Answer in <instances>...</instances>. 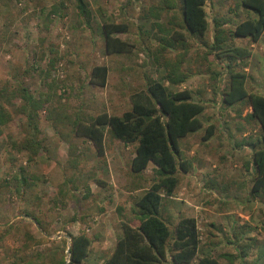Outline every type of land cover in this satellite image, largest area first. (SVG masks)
Instances as JSON below:
<instances>
[{
    "label": "rangeland",
    "instance_id": "obj_1",
    "mask_svg": "<svg viewBox=\"0 0 264 264\" xmlns=\"http://www.w3.org/2000/svg\"><path fill=\"white\" fill-rule=\"evenodd\" d=\"M85 2L93 15L90 27L79 19L76 0H0V92H5L2 103L10 115L0 127V264H58L63 258L69 264L70 235L82 233L93 241L87 264H101L117 240V227L128 222L121 209V223L113 213L107 168L116 180H123L116 187L122 196L132 189L146 190L156 179L153 166L141 176L131 172L136 144L122 147L121 156L108 146L100 157L89 141L76 137L75 127L104 113L122 116L132 107L131 96L146 90L149 80L171 86L165 80L166 68L156 61L160 38L171 37L167 35L171 17L159 11L156 18L161 0ZM240 2H208L210 43L215 19L227 20L226 28L234 30L235 21L229 19ZM237 16L244 19L246 13L240 10ZM107 22L129 26V32L119 37L135 46L132 54H106L101 26ZM158 25L167 27L164 34ZM238 40V47L250 45L249 40ZM190 43L181 68L188 79L175 89H190L206 110L204 128L179 142L191 169L178 173L174 197L184 200L187 184L190 189L195 186L188 208H199L201 256H213L223 264H264V196L252 193L255 149L246 143H256L261 128L248 119L251 111L245 104L233 108L222 104V91L229 84L225 63H209L208 49L199 39L190 38ZM182 53L169 49L165 59L176 60ZM258 62L264 72V58ZM95 66L108 68L105 87L90 84ZM246 66L235 69L244 71ZM22 88L45 103L36 119L38 131L29 124ZM213 124L218 132L203 142L205 130ZM30 141L40 145L36 155L23 149ZM134 200L129 199L132 210ZM168 200L162 216L172 230L187 213L183 202L176 200L173 208ZM174 209L175 216H170ZM228 213L235 214L228 218L230 222L215 219ZM244 250L243 260L229 262L227 256H239Z\"/></svg>",
    "mask_w": 264,
    "mask_h": 264
},
{
    "label": "trees",
    "instance_id": "obj_2",
    "mask_svg": "<svg viewBox=\"0 0 264 264\" xmlns=\"http://www.w3.org/2000/svg\"><path fill=\"white\" fill-rule=\"evenodd\" d=\"M210 0H161L163 7L160 12H167L169 21L168 36L160 38L156 61L163 65L167 74L162 81L149 80L147 89L131 96L132 107L122 116L106 113L95 117L90 123L79 122L75 127L77 138L89 141L98 156H104L105 129L108 127L112 135L125 145L136 144L135 157L131 163V172L141 176L150 166L154 167L156 179L151 182L148 190L136 203L137 218L133 223L122 222V238L118 239L112 254L101 264H165L168 257L172 264H223L217 258L200 255L201 236L195 218H181L171 230L170 223L163 218L162 208L166 199L174 197L180 184L178 173H189L191 164L185 159L180 148V140L204 128L202 116L206 107L202 101L194 98L191 90H176L187 81L188 76L182 71L186 53L191 48L190 38H197L201 45L208 49L206 59L209 63L224 62V68L229 73V84L222 91V104L226 107H236L245 104L251 109L249 120L257 122L262 136L256 143H247L254 150L253 164L256 177L252 193L264 196V96L250 94L247 91V75L236 67L244 68L246 60L250 59L251 44L258 43L264 35V0H241L240 6L256 18H248L237 25L234 30L226 28L227 20H214L215 33L213 42L207 40L210 21L206 6ZM79 19L90 27L93 20L85 0H76ZM54 13H57L54 8ZM164 34L167 27L159 26ZM101 31L105 39V51L109 56L130 55L135 46L122 40L119 36L129 32L127 24L112 22L104 23ZM186 33V34H185ZM237 39L250 41V45L238 47ZM169 49L181 50L176 60H167L165 55ZM162 60V62H160ZM55 60H51L53 66ZM219 74H214V79ZM50 72L46 79H49ZM108 78L106 66H95L90 75V84L105 87ZM21 98L28 111V121L31 128L38 131L36 119L45 103L32 96L27 89L22 88ZM5 92H0V127L4 126L10 115L2 103ZM218 132L215 124L205 130L203 142L210 141ZM24 150L32 151L34 155L40 150L36 141H30L23 146ZM23 182L27 185V180ZM28 186V185H27ZM69 264H87L91 254L92 239L82 233L70 235ZM247 253L244 250L239 256L229 255V262L243 260ZM237 257V258H236ZM58 264H67L61 259Z\"/></svg>",
    "mask_w": 264,
    "mask_h": 264
},
{
    "label": "crops",
    "instance_id": "obj_3",
    "mask_svg": "<svg viewBox=\"0 0 264 264\" xmlns=\"http://www.w3.org/2000/svg\"><path fill=\"white\" fill-rule=\"evenodd\" d=\"M240 10H242V11H244L245 13H246V16H245V18L244 19H241V18H239V19H237V13H239V11ZM235 11H237V12H234V13H232V16H230V19H229V21H232V20H234L235 21V27L237 26V25H239V24H241L242 22H244L245 20H247L248 18H256V16L252 13V14H249L248 13V11H246L243 7H241L240 6V4L239 5H236L235 6ZM240 17V16H239ZM232 18H235V19H232ZM235 29V28H234ZM238 40V39H237ZM240 40H242V39H239L238 41H240ZM242 46V45H241ZM250 48H251V51H252V55H251V57H250V59H248V60H246V68L244 69V72H245V74L247 75V77H248V79H247V83H246V88H247V91L250 93V94H258V95H261V96H264V72H263V68H261L260 67V65H259V62H258V59H259V57H262V58H264V35L261 37V39H260V41L258 42V43H255V44H251L250 45ZM184 84V83H183ZM182 84V85H183ZM252 88V89H251ZM190 90V89H189ZM250 111H251V109H250ZM204 123V122H203ZM108 146H110V147H113L114 148V150H116V152H117V156L118 155H120L121 156V149H122V147H130L131 145H125V144H123L122 142H120L118 139H116L113 135H112V133L109 131V130H106V132H105V141H104V150H105V152L107 153V149H108ZM137 146V145H136ZM96 151V150H95ZM135 157V154H134V156L131 158V163H132V160H133V158ZM131 163L129 164V166H130V169H131ZM121 164V163H120ZM123 165L124 164H121V167L123 168ZM120 167V166H119ZM119 167H116V169L119 171V169L121 168H119ZM121 168V169H122ZM109 171H110V169L109 168H107V172H108V176H109V179H107V183H106V185H107V187L108 188H110L111 189V193L113 194L112 195V197L114 198V201H115V210H114V212L113 213H115V214H117V217H119V211H120V209L122 210V212H123V217L122 218H125L126 219V221H128V222H130V223H133L134 221H136V218H137V216H136V214H137V209H136V203H137V201L141 198V196H143V194L148 190V189H146V190H144V189H141V190H139V189H132V190H129L128 192H126L125 194H124V196H122V192L121 191H119V190H117L118 189V186H121L120 184H122L121 182L123 181L122 179H120V180H116L115 178H114V176H112V172H110L109 173ZM145 173V172H144ZM143 173V174H144ZM189 184H187V186H186V192L187 193H185V198H184V200H182V199H180V198H175V197H171L170 198V200H168L169 202V204L170 205H172L173 206V208L174 207H176V203L177 202H175L176 200L178 201V202H183L184 204H183V212H185V213H187V215H185L184 217L185 218H195L196 219V221H197V226L199 225L198 224V210H199V208L197 207V206H194V205H190V207H192L191 208V210H189V208H188V206H189V202L191 203L192 201L190 200V198L191 197H193L192 196V194L193 195H195V192H194V190H195V186L194 185H192V187H191V189L189 188V186H188ZM116 187H117V189H116ZM141 193V194H140ZM137 194V196H134V195H136ZM120 196H122L121 197V199L119 198V199H117V197H120ZM134 198L135 197V200L133 201L134 203V208H133V210H132V208H131V206H130V201H129V199H131V198ZM123 201H125V202H123ZM123 202V203H125L126 205H123V207L121 206V203ZM127 202V203H126ZM192 204V203H191ZM195 208V209H194ZM175 213H176V211H175V209L170 213V211H169V215L171 216V215H174L175 216ZM180 214V213H179ZM233 215H235L234 213H228V214H225V215H222V214H220V215H216L215 216V219L216 220H218L220 223H222V220L224 219V218H226L229 222H230V220L228 219V218H230V217H232ZM183 217V218H184ZM217 217H219V218H217ZM239 217H242L241 215H239ZM130 218V219H129ZM182 218V217H181ZM251 218L250 217H247L246 218V220H248L249 222V224L251 225V220H250ZM118 223H121L122 222V220L120 219V217L118 218ZM236 221H240L239 220V218L237 219L236 218ZM121 225V224H120ZM200 228H199V226H198V230H199ZM116 233H117V240L115 241V243L113 244V248H110L111 249V253H110V255L112 254V252L114 251V249H115V246H116V243H117V241H118V239H120V238H122V236H123V232H122V230L120 229V227H117V229H116ZM230 253V252H229ZM109 255V256H110ZM108 256V257H109ZM90 257H91V254H90ZM90 257H89V259H88V261H87V263L89 262V260H90ZM105 260V259H104ZM103 260V261H104ZM102 261V262H103ZM171 260H170V258L168 257V261L166 262V264L168 263V262H170Z\"/></svg>",
    "mask_w": 264,
    "mask_h": 264
},
{
    "label": "water",
    "instance_id": "obj_4",
    "mask_svg": "<svg viewBox=\"0 0 264 264\" xmlns=\"http://www.w3.org/2000/svg\"><path fill=\"white\" fill-rule=\"evenodd\" d=\"M68 253H69V250H68Z\"/></svg>",
    "mask_w": 264,
    "mask_h": 264
}]
</instances>
